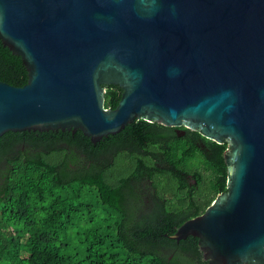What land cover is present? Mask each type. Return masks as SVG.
<instances>
[{
  "label": "water",
  "instance_id": "95a60500",
  "mask_svg": "<svg viewBox=\"0 0 264 264\" xmlns=\"http://www.w3.org/2000/svg\"><path fill=\"white\" fill-rule=\"evenodd\" d=\"M0 41L27 72L0 82V137L95 145L143 120L226 141L227 192L168 238L197 239L208 264H264V0H0Z\"/></svg>",
  "mask_w": 264,
  "mask_h": 264
},
{
  "label": "trees",
  "instance_id": "16d2710c",
  "mask_svg": "<svg viewBox=\"0 0 264 264\" xmlns=\"http://www.w3.org/2000/svg\"><path fill=\"white\" fill-rule=\"evenodd\" d=\"M0 82L27 83L0 41ZM122 90L108 86L104 106ZM199 131L137 120L97 144L80 131L0 137V264H208L168 236L227 192L229 167Z\"/></svg>",
  "mask_w": 264,
  "mask_h": 264
}]
</instances>
